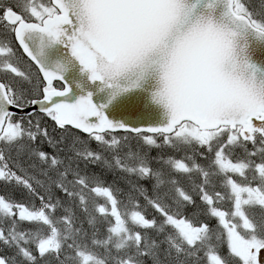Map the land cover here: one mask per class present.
<instances>
[{"label": "snow or ice", "instance_id": "obj_1", "mask_svg": "<svg viewBox=\"0 0 264 264\" xmlns=\"http://www.w3.org/2000/svg\"><path fill=\"white\" fill-rule=\"evenodd\" d=\"M0 264H264V0H0Z\"/></svg>", "mask_w": 264, "mask_h": 264}]
</instances>
